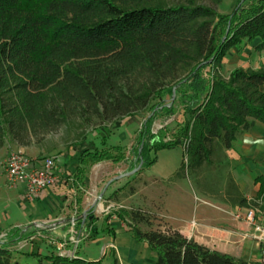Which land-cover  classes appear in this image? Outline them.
<instances>
[{
  "label": "trees",
  "instance_id": "trees-1",
  "mask_svg": "<svg viewBox=\"0 0 264 264\" xmlns=\"http://www.w3.org/2000/svg\"><path fill=\"white\" fill-rule=\"evenodd\" d=\"M223 1L0 0V151L8 143L26 147L59 130H81L78 139L85 141L87 129L143 113L158 96L171 98L176 88L171 106L147 120L133 151L136 167L142 164L138 172L156 163L151 150L180 145L188 173L204 194L264 211V176L256 179L260 189L250 200L229 173L223 189L203 177L208 167L227 168L222 153L256 123L264 124V65L221 73L230 50L254 42L264 50V0H233L226 21L215 8ZM177 108L184 117L178 138L164 143L152 136L159 114L171 117ZM83 156L92 162L124 158L106 150ZM128 189L134 193L136 186ZM118 216L157 256L155 264H262L210 250L142 208L123 209ZM20 256L24 262L37 257V264H92L78 257L42 258L0 242V264H28Z\"/></svg>",
  "mask_w": 264,
  "mask_h": 264
},
{
  "label": "crops",
  "instance_id": "crops-1",
  "mask_svg": "<svg viewBox=\"0 0 264 264\" xmlns=\"http://www.w3.org/2000/svg\"><path fill=\"white\" fill-rule=\"evenodd\" d=\"M263 52L264 50L261 51V53ZM256 68L258 66L253 69ZM262 91H264V86ZM123 127L119 130L118 142L120 143L118 144L111 143L108 146H103V144L100 146L94 145L93 148L79 144L69 149L66 153L55 156V171L60 178L59 186L44 190L35 202L27 201L23 185L15 186L19 191L23 220H19V216H17L16 221L12 224L3 225L0 222V236L8 234L6 240L2 242L8 243L12 249L19 251L20 242L23 239L32 237V242L21 252L39 255L42 258L44 256L59 255L58 245L64 240L68 241L69 235L67 239L62 240L57 237L58 233L66 234L67 230L69 233V225L72 220L77 222L76 232L81 241L99 239L100 236L96 224L100 220H104L107 228L103 233L111 235L110 237L112 238L109 250L114 256L119 257V259L116 258V264L125 262L124 257L131 261L132 264H155L157 256L148 248L145 242L135 240L131 233L123 229L121 222H110L111 220L108 217L104 218V216L96 215L94 209V214L89 212L91 206L88 192L91 189L96 188L97 197L101 200L110 201L109 199L113 194L119 193L117 192L118 190L122 189L120 191L121 194L124 192L123 189H126L125 181H129L134 175H130L133 172L132 170L137 169L135 155L130 154V152L124 155V158L119 163H114L111 160L92 162L89 158L83 156L86 151H103L110 148H120L122 150L124 147L126 149L135 147L134 143L137 136L128 137V133ZM10 145V143L7 144V146ZM134 150L135 148L132 149V151ZM121 152L123 153L124 149ZM223 154L226 157L227 173L232 175L240 191L248 200L255 198L260 189L259 184H256L255 181L257 178L264 176V124L256 123L249 132L238 137L231 148L225 150ZM44 157L47 156L31 159L35 160L37 167H41ZM98 165L104 166L105 169L115 166L114 170L108 173L113 176L105 183L104 179L96 182L91 177V173ZM177 171V167L171 168L164 175H160L158 178L155 177L153 183L173 181ZM140 175L142 176L143 174ZM148 184L149 182L144 179L136 186L134 193L128 194L127 192V195L123 198L125 203L136 196L141 185L147 186ZM204 197L215 202L197 204L191 216L188 204L182 201L178 205L179 210L184 212L185 216L178 219L177 225H171L164 221L166 220L165 216L161 214V208L156 205L155 209L150 208L152 210L135 205H126L124 207L125 209L142 208L155 214L165 224L179 231L186 238L192 239L210 250L228 254L248 262L261 261V250L250 237L253 228L245 221H238L234 218L235 213L240 211L244 213L246 208L232 207L221 199L209 194H204ZM31 203L35 204L32 205ZM255 210L259 213L258 215L263 216L262 221L264 223V211ZM169 212V209H167L168 214ZM40 213L43 215H40ZM18 227L21 229L18 230ZM66 249L72 250L73 246L68 244ZM77 257L84 260L78 253ZM19 258L23 262L26 260L23 256ZM31 258L37 259V257Z\"/></svg>",
  "mask_w": 264,
  "mask_h": 264
},
{
  "label": "rangeland",
  "instance_id": "rangeland-1",
  "mask_svg": "<svg viewBox=\"0 0 264 264\" xmlns=\"http://www.w3.org/2000/svg\"><path fill=\"white\" fill-rule=\"evenodd\" d=\"M201 2L204 4H211L209 0H201ZM215 8L219 15L226 21L234 9L233 0H224L219 7L216 6ZM222 26V28L225 30L224 25ZM257 44L258 42L247 43L241 48L230 50L224 59L221 73L224 76H228L229 73L236 68L245 69L246 67L248 68V66H251L250 68L257 66L258 68L262 67L264 65V52L261 53L259 50H257ZM170 100L171 98L169 95L158 96L150 108L143 113L116 120L112 123H108L103 126L101 125L98 128H89L85 131L88 135L85 141H80L78 139V133H80L81 130L70 134L59 130L57 132L49 133L40 137L39 140L33 141L26 147L19 148L14 145L4 147L0 151V222L3 225L12 224L16 221L17 216H19V220H23V210L22 204L20 203L21 201L19 198V191L17 187L11 186L8 183L5 176L6 161L8 154L11 151L21 149L30 158H37L40 156L55 158V156L66 153L69 149L79 144L89 148H93L94 145L100 146L103 144V146H108L111 143L118 144L120 143L118 142L119 130L123 126L124 130L128 133V137L131 138L135 135L137 136L136 142L134 143L135 147H132V149H138V141L143 136V134L145 135L146 133L147 120L156 112H158V110H162L163 106H168ZM160 125L163 127H160ZM183 125L184 117L181 108H177L176 114L171 117H166L165 114H159V116L154 121V125L152 126V136L164 143H172L180 135ZM123 149L124 152L122 154H119L116 149H106V151H109L110 154L115 158L119 156L124 157V155H126L128 152L134 155L132 149H126V147L122 148V150ZM150 158H156L155 165L144 166V168L141 171L135 173L129 179V181H125L126 189H123L124 192L122 194L120 193L122 189L117 191L119 192V196L116 200V203L123 206H141L146 209H155L156 205L157 207L161 208V214L165 216L166 219L164 221L171 225H177L179 221L178 219L185 216V213L181 212L178 208V205L182 201H184L190 207V216L192 215L193 209L195 206H197V204H202L204 202L209 204L215 202L214 200L204 197V193L201 191L202 189L200 188L198 181L193 175H191L190 172L188 173L187 157L182 146L179 145L173 149H164L157 153L154 150H151ZM182 166L185 167L184 173L181 176L176 177L173 181H165L158 184L153 183V179L155 177L158 178L160 175H164L166 171L171 168L173 169L177 167L180 169ZM114 168L115 166L105 169L104 166L98 165L91 173V177L93 181L96 182L104 179L105 183L111 176H113L108 173H111ZM204 170V181L206 180L207 183H210V180H212L214 183H216L217 189H223L226 178L225 176L228 172L226 165L224 163L216 164ZM140 174H143L144 176H141ZM144 179H146L149 184L147 186L141 185L136 196L125 203L123 198L127 195L129 190L128 188L130 186L139 185ZM27 201L35 202V200ZM31 204L34 205L35 203ZM167 209H169L171 213L169 212L168 214ZM89 212H93V208H91ZM91 214H94V212ZM117 214L119 215L118 212ZM40 215L43 214L40 213ZM104 218L107 217L104 216ZM120 222L123 224L122 228L126 229L130 233L127 223L121 220ZM96 225L100 236L99 239L81 241L78 246V255L92 264H116V258L119 259V257L114 256L109 250V247L112 244V238L110 237L111 235L103 233L107 228L106 222L104 220H100ZM141 228L145 231L148 230L146 226H141ZM68 235L69 233L67 230L66 234L59 232L57 237L64 240L67 239ZM124 258L125 262L120 264H132V262L126 259V257ZM24 263L37 264V259L30 258Z\"/></svg>",
  "mask_w": 264,
  "mask_h": 264
},
{
  "label": "built area",
  "instance_id": "built-area-1",
  "mask_svg": "<svg viewBox=\"0 0 264 264\" xmlns=\"http://www.w3.org/2000/svg\"><path fill=\"white\" fill-rule=\"evenodd\" d=\"M160 127L163 126L160 125ZM6 178L11 186L23 185L25 187V196L30 201L38 199L44 190L58 187L60 181L55 171L54 158L44 157L42 166L37 167L35 160L28 157L21 149L11 151L8 154ZM88 196L90 198V206L94 209L96 215L106 216L111 220L110 222H120L117 212L119 213L120 210L125 209L123 205L103 199L101 200L97 197L96 188L91 189L88 192ZM258 214L255 209H246L244 213L241 211L235 213L234 218L238 221H245L253 228L250 237L260 248L261 263L264 264V223L262 221L263 216ZM69 226V239L68 241L60 242L57 250L60 256L76 258L81 238L78 237L76 232L77 222L72 220ZM17 229L20 230L21 228L18 227ZM7 237L8 234H2L0 236V242L5 241ZM32 240V237L23 239L18 246L19 251L24 250ZM68 244L73 246L72 250L66 249Z\"/></svg>",
  "mask_w": 264,
  "mask_h": 264
},
{
  "label": "water",
  "instance_id": "water-1",
  "mask_svg": "<svg viewBox=\"0 0 264 264\" xmlns=\"http://www.w3.org/2000/svg\"><path fill=\"white\" fill-rule=\"evenodd\" d=\"M175 99H176V88L173 89V93H172V97H171V103L168 105V107L171 106V104L175 101ZM141 166H142V164L137 169H135L133 172H131L130 175L137 173L138 170L141 168Z\"/></svg>",
  "mask_w": 264,
  "mask_h": 264
}]
</instances>
